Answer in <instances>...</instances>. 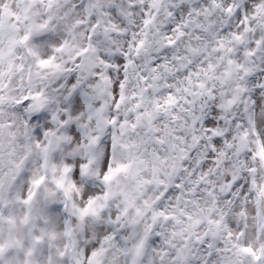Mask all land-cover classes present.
<instances>
[{"label":"snow or ice","instance_id":"6c2138e0","mask_svg":"<svg viewBox=\"0 0 264 264\" xmlns=\"http://www.w3.org/2000/svg\"><path fill=\"white\" fill-rule=\"evenodd\" d=\"M0 264H264V0H0Z\"/></svg>","mask_w":264,"mask_h":264}]
</instances>
